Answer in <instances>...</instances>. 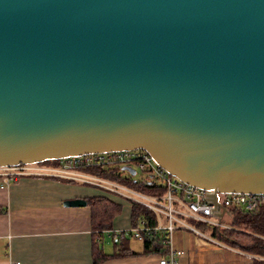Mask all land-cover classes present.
I'll return each instance as SVG.
<instances>
[{"label":"water","instance_id":"water-1","mask_svg":"<svg viewBox=\"0 0 264 264\" xmlns=\"http://www.w3.org/2000/svg\"><path fill=\"white\" fill-rule=\"evenodd\" d=\"M132 150L264 193V0H0V168Z\"/></svg>","mask_w":264,"mask_h":264},{"label":"crops","instance_id":"crops-1","mask_svg":"<svg viewBox=\"0 0 264 264\" xmlns=\"http://www.w3.org/2000/svg\"><path fill=\"white\" fill-rule=\"evenodd\" d=\"M94 197L122 207L113 231L135 225L129 202L91 186L45 176H23L8 183L0 178V264H94L91 209L65 206L70 200ZM174 247L185 252L178 264H254L252 256L189 231L174 234ZM129 248L132 255L101 264H160V255L145 253L144 242L131 237ZM104 250L114 253L110 239Z\"/></svg>","mask_w":264,"mask_h":264},{"label":"built area","instance_id":"built-area-1","mask_svg":"<svg viewBox=\"0 0 264 264\" xmlns=\"http://www.w3.org/2000/svg\"><path fill=\"white\" fill-rule=\"evenodd\" d=\"M126 167L134 169L135 176L124 170ZM117 174H122V180L153 186L152 193L147 194L124 185L111 176ZM138 174L141 178L133 180ZM23 176H45L78 182L105 195L119 197L129 202L132 207L143 209L149 216L139 218L133 227L120 232L140 242L161 237L165 254L160 255V264H178L184 256L183 250L174 247V234L180 230L189 231L217 246L226 247L204 234L193 222L230 229L224 222L229 209H241L255 215L264 206V193H222L186 184L163 170L144 150L70 157L60 160L57 165L32 164L0 168V178L6 183ZM223 208L227 212L223 213Z\"/></svg>","mask_w":264,"mask_h":264},{"label":"trees","instance_id":"trees-1","mask_svg":"<svg viewBox=\"0 0 264 264\" xmlns=\"http://www.w3.org/2000/svg\"><path fill=\"white\" fill-rule=\"evenodd\" d=\"M59 161H48L42 164L57 165ZM116 177L118 181L122 179V174L111 175ZM131 183L136 189H141L147 194L152 193L153 186L138 182L132 184V180L125 181ZM91 209L92 228L94 231L93 241V261L94 264H101L107 260L132 255L130 252L129 241L131 236H127L124 232L113 231V221L120 215L122 207L115 204L105 197H94L87 200ZM133 222L149 216L143 209L133 206ZM224 222L231 228H219L202 223L195 225L204 234L212 239L224 244L227 247L237 249L245 254L253 257L254 264H264V206L258 214L246 213L241 209H229L225 216ZM110 231L109 236L106 232ZM110 239L113 243L114 253L107 254L104 246ZM161 237L154 240L144 242V250L146 254L164 255L165 249L161 242Z\"/></svg>","mask_w":264,"mask_h":264},{"label":"rangeland","instance_id":"rangeland-1","mask_svg":"<svg viewBox=\"0 0 264 264\" xmlns=\"http://www.w3.org/2000/svg\"><path fill=\"white\" fill-rule=\"evenodd\" d=\"M124 176H127V174L126 173H122ZM141 178V176H140V174H138L137 176H136V178H134L133 180H137V179H140ZM120 180H122V179H120ZM121 182V181H120ZM121 183H124V185H126V186H130L132 189H135V190H138V191H142L141 189H136L134 186H132L131 185V183L130 184H128V182H125V181H122ZM132 184H135V183H133L132 182ZM193 224L195 225L196 224V222H193ZM196 226V225H195ZM203 238V237H202ZM211 242V241H210ZM211 243H213V242H211ZM214 244V243H213ZM215 245V244H214Z\"/></svg>","mask_w":264,"mask_h":264}]
</instances>
